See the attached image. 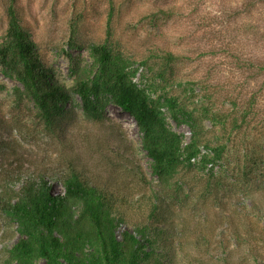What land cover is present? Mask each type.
<instances>
[{"label":"rangeland","instance_id":"374dc122","mask_svg":"<svg viewBox=\"0 0 264 264\" xmlns=\"http://www.w3.org/2000/svg\"><path fill=\"white\" fill-rule=\"evenodd\" d=\"M10 16L69 102L43 116L0 63V181L63 197L76 174L119 242L106 259L69 201L73 230L54 231L60 246L47 257L34 246L25 264H264V0H0V49L20 71L31 58L14 54ZM118 74L176 138L163 174L107 91ZM81 83L93 89L88 111ZM1 205L0 264H17L24 236Z\"/></svg>","mask_w":264,"mask_h":264},{"label":"trees","instance_id":"16d2710c","mask_svg":"<svg viewBox=\"0 0 264 264\" xmlns=\"http://www.w3.org/2000/svg\"><path fill=\"white\" fill-rule=\"evenodd\" d=\"M7 29L14 47V54L16 53L23 61L31 59L24 64L22 70L17 71L8 49L2 48L0 63L5 69L13 71L16 77L33 92L37 108L43 116L60 115L69 102L67 92L54 83L48 72L32 59V50L12 16ZM93 52L101 53L105 61L108 59L102 48L93 49ZM106 87L115 107L126 113L136 123L142 134L144 150L154 163L156 172L163 174L165 166L171 160L172 148L177 143L176 138L167 132L158 113L150 106L146 98L125 83L121 75H116L115 82ZM76 91L87 111L90 110L92 103L89 100V94L93 89L81 83ZM90 115L92 119L98 120L96 114ZM16 181L17 183L21 181V186L17 190L13 188L15 183L0 181V202L2 203L1 211L15 218L24 236L10 252L17 264L27 263L28 254L34 246L38 247L44 257L48 256L49 249L56 250L60 246L59 240L52 235L54 231L67 233L73 230L69 201L74 200L82 203L83 212L79 219H85L93 226L105 258L107 259V256L111 260L118 258L119 242L112 233V220L105 208V203L94 187L84 184L81 178L73 173L64 181L65 196L59 197L50 194L45 183L32 184L21 177ZM79 219L75 223H78ZM37 232L40 233L37 234ZM130 264H136V262L132 260Z\"/></svg>","mask_w":264,"mask_h":264}]
</instances>
